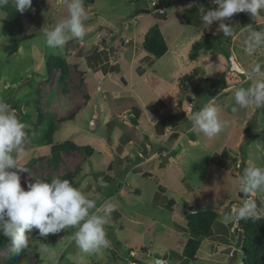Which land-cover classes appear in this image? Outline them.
Masks as SVG:
<instances>
[{
	"label": "rangeland",
	"instance_id": "rangeland-1",
	"mask_svg": "<svg viewBox=\"0 0 264 264\" xmlns=\"http://www.w3.org/2000/svg\"><path fill=\"white\" fill-rule=\"evenodd\" d=\"M83 5L88 14L86 35L82 41L70 39L59 49L46 46L44 31L67 15L65 0H32L30 8L20 13L19 38H28L14 55L4 51L7 40L0 42V101L15 109L27 126V155L18 166L28 171L12 170L18 172L21 187L27 190L26 185L36 180L72 174L74 187L95 199L97 208L105 202L116 206L104 226L110 245L99 253H86L72 239L75 227L46 238L33 229L25 264H156L157 260L241 264L237 222L226 223L223 215L227 207L232 211L247 199L264 217V193L246 195L237 184L247 167H264V107L236 113L231 109L236 106L234 90L253 83L246 72L257 63L264 66V48L253 56L243 50L247 36L243 28H264V12L255 20L247 13L234 14L224 21L234 33L224 37L218 23L207 27L201 19L216 7L212 0H95L91 6L83 0ZM0 13V35L7 38L6 15ZM154 25L168 48L158 60L142 49L143 37ZM205 34L221 39V53L202 54L199 63H191L189 44ZM51 57H58L63 65L53 68L47 81L45 64ZM194 67L199 69L196 82L187 92L179 89L176 94L174 81ZM212 98L217 99L220 118L229 125L207 138L191 130L189 104L198 111ZM133 110L138 112L136 125L130 124ZM183 111L187 119L166 129L164 137L156 136L157 121ZM95 112L97 127L88 122ZM60 119L65 121L61 125ZM47 122L56 131L51 146L43 147L40 137ZM129 141L133 148L126 145ZM66 142L81 149L65 146L52 152ZM159 149L166 153L157 155ZM130 152L132 163H128ZM153 156L158 157L152 160ZM169 200L175 204L170 206ZM189 207L218 214L211 237L201 241L194 262L185 261L181 254L183 242L190 237L184 218ZM9 253V248L0 250V264Z\"/></svg>",
	"mask_w": 264,
	"mask_h": 264
},
{
	"label": "clouds",
	"instance_id": "clouds-1",
	"mask_svg": "<svg viewBox=\"0 0 264 264\" xmlns=\"http://www.w3.org/2000/svg\"><path fill=\"white\" fill-rule=\"evenodd\" d=\"M8 3L9 0H0V7ZM11 3L16 12L23 13L30 8L32 0H11ZM212 3L216 7L207 10L201 17L202 22L207 27L218 23V30L224 37H231L234 33L233 28L224 23L234 14L247 13L255 20L264 12V0H212ZM65 4L67 15L53 28L44 31V42L49 48H62L72 38L82 41L86 35L85 21L88 14L83 0H65ZM243 30L247 32L243 50L248 56H253L258 49L264 48V28L255 30L249 25ZM4 40L7 38L0 35V42ZM246 75L253 83L247 88L241 86L234 90L236 106L231 109L233 113L250 107L255 110L264 107V66L257 63ZM194 108L195 104H189L191 130L213 138L228 127L229 122L220 118L216 98L209 99L198 111H193ZM26 127L15 115V109L0 101V233L8 239L10 253L19 255L28 247V234L33 229L37 230L39 237L46 238L69 227L77 229L72 239L81 251L99 253L108 248L110 241L106 238L104 226L116 210L113 203L105 202L102 209L97 208L95 199L87 198L69 180L59 177L53 178L51 182L36 180L28 183L27 190L21 187L18 172L12 170L28 171L18 166L19 161L27 155L24 148ZM237 184L239 192L246 195L264 193V167H247L238 177ZM248 219H260V214L256 203L247 199L223 215L226 223ZM156 264L166 262L157 260Z\"/></svg>",
	"mask_w": 264,
	"mask_h": 264
},
{
	"label": "trees",
	"instance_id": "trees-1",
	"mask_svg": "<svg viewBox=\"0 0 264 264\" xmlns=\"http://www.w3.org/2000/svg\"><path fill=\"white\" fill-rule=\"evenodd\" d=\"M85 2L87 5L91 6L94 4L95 0H85ZM0 10L6 15L3 30L7 34V44L4 47V51L8 55H14L17 53L21 42L26 40L28 37L26 38L24 36L23 38H19L23 27L20 21V13L16 12V9L12 4L8 3L4 5L3 7H0ZM159 19L165 20V17H163V15H159ZM221 46L222 41L219 37L212 34H205L199 40L191 44L188 53V60L194 64L199 63L202 54L215 55L221 53ZM142 49L149 57L157 60L162 58L167 53V45L157 25L152 26L145 33L142 42ZM227 57L229 58V55H227ZM62 65V61L58 57H51V59L46 62L45 68L48 79L47 81H49L53 76V68L56 67L62 69ZM198 72V67H194L189 73H186L179 78L178 86L181 92H187L189 89L188 86L196 82V78L199 76ZM181 103L182 101L179 100V107L181 106ZM132 117L137 120L138 112L134 111ZM185 119L186 115L184 112H178L162 118L153 126L156 136H164L166 129L174 127L176 124L184 121ZM60 122L64 121L60 119ZM46 124L48 125L41 133L40 144L43 147H50L56 127L52 122H47ZM65 146H70L73 149H81L76 147L71 142H66L59 147H53L52 152L55 151L54 153H56L58 148H65ZM84 150L88 152V148ZM161 150L162 149L158 150V154L162 152ZM53 178L55 177H46L40 179V181L51 182ZM59 178L69 180L74 186V177L72 174H65ZM158 190L162 191L160 187H158ZM239 197H241L240 194ZM168 204L171 206L174 205L175 202L173 200H169ZM184 218L185 228L190 237H187L183 242L181 254L185 261L194 262L201 241L211 237L212 228L216 223L218 214L213 210H200L199 212L188 213ZM237 228L242 231L240 249L243 254V261L241 264H264V217H260V219L240 220L237 223ZM5 248H9L8 239L0 233V250H4ZM25 249H23L19 255H12L9 253L2 264H25V260L27 258Z\"/></svg>",
	"mask_w": 264,
	"mask_h": 264
},
{
	"label": "crops",
	"instance_id": "crops-1",
	"mask_svg": "<svg viewBox=\"0 0 264 264\" xmlns=\"http://www.w3.org/2000/svg\"><path fill=\"white\" fill-rule=\"evenodd\" d=\"M190 46H191V44H189V47H188V49L190 50ZM188 49H187V52H186V54L188 53ZM168 51V50H167ZM144 54L147 56V57H149L147 54H146V52H144ZM176 55V54H175ZM152 58V57H151ZM161 59V58H160ZM175 60H177V59H175ZM99 74V73H98ZM101 74V73H100ZM100 74H99V76H100ZM182 75H180V76H178V78L174 81V88H175V90H174V92L176 93V94H178V90H179V86H178V80H179V78L181 77ZM65 96H66V94H62L61 95V97L62 98H65ZM91 99L92 98H90V100H89V102L91 101ZM89 102H87L86 103V105H85V107L87 106V104L89 103ZM184 112V111H183ZM185 115H186V113H185ZM71 117H73V115H71ZM94 117V118H93ZM186 117H187V115H186ZM92 118L93 119H91V120H89L88 122H90V125L92 124V125H94V127H97V125H96V123L94 122L96 119H98V115H97V112H95V115L93 116L92 115ZM187 119V118H186ZM65 122V121H64ZM64 122H60L59 123V125H61L62 123H64ZM89 124H88V126H89V128L91 127ZM162 137H164V136H162ZM162 137H159V138H162ZM111 140V144H110V147H114V145H115V143L114 142H112L113 141V139L111 138L110 139ZM127 146H131L132 147V142L131 141H129L127 144H126ZM133 148V147H132ZM162 152L161 153H166V151H164V150H161ZM115 153V152H114ZM113 153V154H114ZM157 155H159V154H157ZM109 156H111V155H109ZM122 156L123 155H120V158H122ZM138 157H142V155H140V154H138ZM156 157H158V156H153L152 157V160L154 159V158H156ZM129 159V160H128ZM128 163H132V161L134 160V153H132V152H130L129 154H128ZM142 160V159H141ZM144 161H146V160H144ZM147 161H148V159H147ZM141 163V162H140ZM140 163L138 164L139 165V167H140ZM155 165H156V163H155ZM158 165V164H157ZM156 165V166H157ZM159 167V166H158ZM160 169V168H159ZM147 176V175H146ZM143 177H145V176H143ZM147 177H152V175H150V176H147ZM120 187V189H122V187L121 186H119ZM124 188H125V186L123 187V190H124Z\"/></svg>",
	"mask_w": 264,
	"mask_h": 264
},
{
	"label": "water",
	"instance_id": "water-1",
	"mask_svg": "<svg viewBox=\"0 0 264 264\" xmlns=\"http://www.w3.org/2000/svg\"><path fill=\"white\" fill-rule=\"evenodd\" d=\"M144 14H148L149 13V11L148 10H143L142 11ZM130 123L131 124H137V121H136V119L135 118H131L130 119ZM173 137H176V133H174L173 134ZM201 209H200V207H195V208H193V207H189L185 212H184V215L186 216L188 213H194V212H199ZM228 211H230V208L229 207H227L226 209H225V212L227 213ZM236 237H237V241H236V247L237 248H240L241 247V242H242V231L241 230H238V229H236ZM237 251H235L234 253H236Z\"/></svg>",
	"mask_w": 264,
	"mask_h": 264
},
{
	"label": "built area",
	"instance_id": "built-area-1",
	"mask_svg": "<svg viewBox=\"0 0 264 264\" xmlns=\"http://www.w3.org/2000/svg\"><path fill=\"white\" fill-rule=\"evenodd\" d=\"M125 120H129V119H127L126 117H125ZM238 223V222H237Z\"/></svg>",
	"mask_w": 264,
	"mask_h": 264
}]
</instances>
